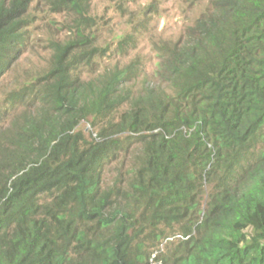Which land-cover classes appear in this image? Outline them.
<instances>
[{
	"label": "trees",
	"instance_id": "obj_1",
	"mask_svg": "<svg viewBox=\"0 0 264 264\" xmlns=\"http://www.w3.org/2000/svg\"><path fill=\"white\" fill-rule=\"evenodd\" d=\"M31 1L0 0V264H264V0H207L139 90L134 65L90 75L85 0H50L77 38L5 91Z\"/></svg>",
	"mask_w": 264,
	"mask_h": 264
},
{
	"label": "rangeland",
	"instance_id": "obj_2",
	"mask_svg": "<svg viewBox=\"0 0 264 264\" xmlns=\"http://www.w3.org/2000/svg\"><path fill=\"white\" fill-rule=\"evenodd\" d=\"M85 2L88 4V15L94 17L98 24L90 32L91 36L97 37V48L106 51L105 57L99 60L97 73L90 75L109 73L134 65L141 73L133 81L138 86L137 90L142 89L145 83L157 82L153 77L158 62L154 48H159L163 42L175 41L208 4L207 0H138L129 3L126 10H119L117 0ZM28 13L31 24L25 29L26 47L12 65L13 69L5 80V91L14 88L17 83L22 84L27 79L40 76L47 66L52 44L66 43L77 38L78 16L74 12L55 9L50 0H32ZM137 23L143 24V27L137 28ZM127 34H134V42L128 47L132 49L125 54L114 51L118 42ZM131 83L127 84V88ZM80 129L86 136L92 133L87 124H82ZM119 162L111 164L104 172L106 184L112 183L120 164L123 163V171L130 168L128 160L123 161L122 158Z\"/></svg>",
	"mask_w": 264,
	"mask_h": 264
}]
</instances>
